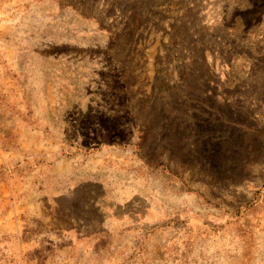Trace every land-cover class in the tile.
I'll use <instances>...</instances> for the list:
<instances>
[{"label":"rangeland","instance_id":"374dc122","mask_svg":"<svg viewBox=\"0 0 264 264\" xmlns=\"http://www.w3.org/2000/svg\"><path fill=\"white\" fill-rule=\"evenodd\" d=\"M264 0H0V264H264Z\"/></svg>","mask_w":264,"mask_h":264},{"label":"crops","instance_id":"0c3cea01","mask_svg":"<svg viewBox=\"0 0 264 264\" xmlns=\"http://www.w3.org/2000/svg\"><path fill=\"white\" fill-rule=\"evenodd\" d=\"M263 6H264V3H263Z\"/></svg>","mask_w":264,"mask_h":264}]
</instances>
